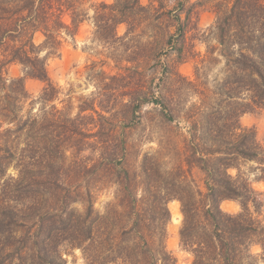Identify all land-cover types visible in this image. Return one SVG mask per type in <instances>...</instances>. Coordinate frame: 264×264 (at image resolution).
<instances>
[{
  "label": "trees",
  "instance_id": "obj_1",
  "mask_svg": "<svg viewBox=\"0 0 264 264\" xmlns=\"http://www.w3.org/2000/svg\"><path fill=\"white\" fill-rule=\"evenodd\" d=\"M204 2L214 21L200 33L205 52L190 55L187 32ZM90 8L95 34L108 46L127 24V34L151 38L146 60L166 50L181 63L196 58L194 80L177 72V102L162 94L112 101L100 93L78 104L69 94L60 98L47 61ZM12 64L24 75L9 77ZM96 74L100 92L108 91L100 78L111 77ZM26 78L45 83L35 99ZM148 103L158 127L137 133ZM256 109H264V0H0V264H69L63 246L79 249L83 264H177L168 246L173 200L191 264H264V203L242 171L250 162L264 171L256 130L241 123ZM182 122L187 136L179 141ZM154 132L159 148L142 154L134 137L151 140ZM107 187L113 200L100 211ZM227 200L241 210L225 211Z\"/></svg>",
  "mask_w": 264,
  "mask_h": 264
},
{
  "label": "rangeland",
  "instance_id": "obj_2",
  "mask_svg": "<svg viewBox=\"0 0 264 264\" xmlns=\"http://www.w3.org/2000/svg\"><path fill=\"white\" fill-rule=\"evenodd\" d=\"M96 2L112 3L114 0H95ZM147 4L149 0H141ZM198 2L202 0H191ZM90 3L86 5L88 7ZM198 17L194 20L192 27L187 32L186 50L188 54L196 52V54L205 52V45L199 40L202 29L209 27L214 21V13L211 3L204 2L196 5ZM94 10L89 9V16L78 28L72 29L71 32L62 33V42L59 50L55 55L51 56L47 61V69L52 82L61 89V99L68 94L73 97L75 104H78V98H93L100 96V93L111 99L112 101H122L135 97L139 94L171 95L172 99L177 102L179 99L178 87L179 77L177 72L195 79L196 58L189 59L187 62L181 63L178 55L174 50L161 51L159 55L151 56L154 59H149L148 63L138 64V61L149 55L150 46L148 42L151 38L147 35H139L136 33L127 34V24L119 25L117 36L110 40L112 46H108L102 39L95 34V23L93 20ZM44 35L38 32L35 35V41L41 43ZM128 53V54H125ZM120 54H125V57H120ZM152 55V54H150ZM133 59V61H132ZM138 60V61H137ZM146 60V61H147ZM145 64V65H144ZM141 65V66H139ZM218 69V68H217ZM217 69L210 73L209 83L212 84V79L217 73ZM104 71L106 76L111 78H100L105 83H108V91L100 92L98 89V79L96 73ZM9 77H20L24 73L19 64H12L7 69ZM97 79V80H96ZM26 88L35 99L43 89L45 83L42 80L35 78L25 79ZM106 99V100H107ZM191 101H195V95L191 92ZM31 101V100H30ZM29 101V102H30ZM98 104V103H97ZM62 103H59L61 106ZM99 105V104H98ZM28 107V105H27ZM155 105L148 103L141 109L138 115L141 118L137 126V133H150L153 127H158L149 120V117L155 115ZM99 108V106H98ZM159 109V108H158ZM138 120V119H137ZM241 123L245 127H253L256 130L257 138L264 147V109H256L248 112L241 117ZM175 124V123H173ZM178 128L182 136L176 138L181 141L187 136L185 124L182 122ZM161 133L154 132L151 140L139 141L140 136H135L134 141L141 148V153L152 151L159 148L158 139ZM89 154L88 151L85 153ZM257 164L254 162L243 165L242 171L245 172L250 183L260 193V197L264 203V171L257 169ZM233 169L232 173L236 174ZM193 177L197 184L205 190L204 176L198 169L192 170ZM113 200V189L105 188L99 193L96 202V208L103 211L105 205ZM82 209L81 205H77ZM172 219L169 223V238L168 246L177 258V264H191V255L182 250L179 241V229L182 221L181 205L178 200H173L169 203ZM222 208L230 213H238L241 210L240 204L235 200H227L222 203ZM261 218H264V206ZM67 252L65 257L69 264H83L82 253L79 249H69L63 246ZM254 253H260L259 246L252 247Z\"/></svg>",
  "mask_w": 264,
  "mask_h": 264
}]
</instances>
